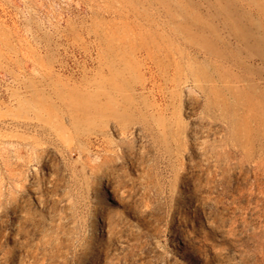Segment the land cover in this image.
<instances>
[{
  "label": "rangeland",
  "instance_id": "rangeland-1",
  "mask_svg": "<svg viewBox=\"0 0 264 264\" xmlns=\"http://www.w3.org/2000/svg\"><path fill=\"white\" fill-rule=\"evenodd\" d=\"M0 264H264V0H0Z\"/></svg>",
  "mask_w": 264,
  "mask_h": 264
}]
</instances>
